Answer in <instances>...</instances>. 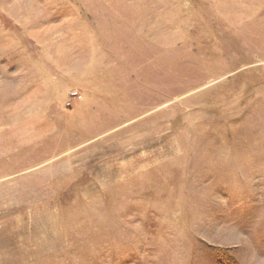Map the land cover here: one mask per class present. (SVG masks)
Instances as JSON below:
<instances>
[{
	"label": "rangeland",
	"instance_id": "rangeland-1",
	"mask_svg": "<svg viewBox=\"0 0 264 264\" xmlns=\"http://www.w3.org/2000/svg\"><path fill=\"white\" fill-rule=\"evenodd\" d=\"M0 264H264V0H0Z\"/></svg>",
	"mask_w": 264,
	"mask_h": 264
}]
</instances>
